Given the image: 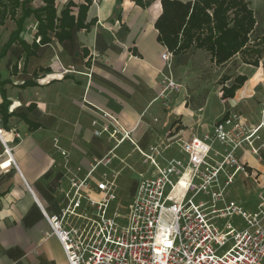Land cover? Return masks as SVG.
Segmentation results:
<instances>
[{"label":"crops","instance_id":"1","mask_svg":"<svg viewBox=\"0 0 264 264\" xmlns=\"http://www.w3.org/2000/svg\"><path fill=\"white\" fill-rule=\"evenodd\" d=\"M48 1L31 0L25 9L41 11ZM10 2L0 0V117L14 165L1 166L7 157L0 143V264H67L43 213L58 215L66 204L69 179L83 177L96 161L109 160L97 168L96 179L104 172L119 177L131 169L126 160L138 154L136 147L148 152L163 144L161 150H167L177 139L210 133L229 113L245 115L242 120L254 132L264 125V55L256 66L244 64L242 87L233 98L215 96L217 104L209 113L210 96L194 111L180 85L161 96L162 78L173 79L172 65L168 69L161 59L166 47L155 26L162 0H147L143 6L134 0H54V28L47 30L45 43L40 42L38 20L30 15L18 38L7 45L21 13L18 8L12 17ZM8 21L13 27L3 40ZM114 121L136 147L127 140L115 147L108 135L99 134L104 126L114 128ZM262 130L264 126L255 132L252 145L258 135L264 139ZM125 143L130 152L122 147ZM252 147L257 155L245 147L236 153L255 174L240 181L255 183L258 204L264 199V142ZM237 188L252 194L249 187Z\"/></svg>","mask_w":264,"mask_h":264},{"label":"built area","instance_id":"2","mask_svg":"<svg viewBox=\"0 0 264 264\" xmlns=\"http://www.w3.org/2000/svg\"><path fill=\"white\" fill-rule=\"evenodd\" d=\"M29 29L36 32L35 25ZM161 59L171 68L172 54L167 49ZM160 87L163 96L179 85L171 76H164ZM114 123V128L104 126L99 134L108 135L115 147L125 140L136 147L128 132ZM255 132L246 130L239 114L229 113L214 123L210 133L177 139L186 158L172 160L166 167L157 162L163 144L148 152L136 147L142 163L153 171L150 176L139 175L125 216L116 210L110 212L116 200L118 175L104 172L96 179L93 174L97 168L106 166L109 160L96 161L83 177L74 174L69 179L66 204L58 215L43 213L49 235L59 242L67 264H261L264 199L260 197L255 212L249 215L240 204L227 202L224 194L225 188L241 177H255L236 153L245 147L257 155L252 147ZM4 135L0 117V143L7 157L1 166L8 169L14 163L12 148ZM221 175L225 178L223 185ZM200 194L209 200L195 204L193 200ZM219 203L222 208H217ZM233 216L245 222L244 229L237 230L229 222L220 229L215 223ZM122 218L125 224L120 226ZM228 243L230 247L219 255L218 251Z\"/></svg>","mask_w":264,"mask_h":264},{"label":"trees","instance_id":"3","mask_svg":"<svg viewBox=\"0 0 264 264\" xmlns=\"http://www.w3.org/2000/svg\"><path fill=\"white\" fill-rule=\"evenodd\" d=\"M31 0H11L8 11L11 16L16 15V9L20 8L21 13L16 19V30L11 33L10 45L18 38V34L23 26L24 20L33 15L39 22V34L41 43L47 41L46 32L53 29V9L54 0H49L43 10L25 9V5ZM138 5H148L147 0H134ZM162 14L156 21V29L159 33L160 42L172 54V64L184 65L187 62L186 54L191 50L206 51L216 66H224L236 55H242L244 59L248 57L247 44L249 37L254 35L259 23L255 12L249 8L244 0H190L180 2L178 0H162ZM7 10V9H6ZM5 11L1 15L4 19ZM63 21H60L61 26ZM263 34V33H262ZM56 35V34H55ZM262 36V35H261ZM61 40V36L57 35ZM263 40V39H262ZM258 59L245 64H258L262 53L255 50ZM229 79H224V84ZM246 77L238 75L233 79L230 86H221V96L223 99L233 98L235 92L242 87ZM202 100L193 105V109H200L205 103V96ZM189 107L191 105L187 104Z\"/></svg>","mask_w":264,"mask_h":264},{"label":"rangeland","instance_id":"4","mask_svg":"<svg viewBox=\"0 0 264 264\" xmlns=\"http://www.w3.org/2000/svg\"><path fill=\"white\" fill-rule=\"evenodd\" d=\"M248 3L249 8L255 12L256 19L259 23L258 29L254 35L249 37V42L247 44L248 50H252V52L248 53V57L244 59L242 55H236L235 58L231 59L224 66H216L214 62L211 60L210 55L204 50H191L187 52L186 59L187 62L184 65H178L175 63V58L172 64V76L175 82L180 85L187 95L186 102L191 105L190 109L196 111L197 109H193V105L198 104L203 97V94H206V100L209 97L208 103V111L212 110V107L217 104L215 96L219 97L220 100L223 99L222 96H218L217 91L221 89L222 85L230 86L233 83V79L238 75H243V69L245 68L246 61L252 62L256 59V54L254 51L257 50L264 55V0H244ZM6 31L3 36V40L6 39L10 29L13 27V23L10 21L5 23ZM263 33V34H262ZM262 35V36H261ZM263 39V40H262ZM254 66V65H252ZM228 78L229 80L225 82L224 79ZM204 103V105H205ZM203 105V107H204ZM202 107V108H203ZM264 110V108H263ZM234 113V112H232ZM241 116L242 114L238 112ZM245 117V115H242ZM256 118L259 120L260 115L257 113ZM210 120V119H209ZM244 122V121H243ZM262 122V121H261ZM263 123H260L261 126ZM246 130H253L250 127L249 122H245ZM264 126V125H263ZM262 126V127H263ZM258 130V129H256ZM205 130H202L204 132ZM262 130L260 135L263 134ZM258 135V134H257ZM259 137V138H258ZM264 139L261 136H257V140L253 143V145H258L263 143ZM127 152H130L131 146L128 144H123L122 146ZM258 151V150H257ZM259 152V151H258ZM262 154V152H260ZM186 156L180 153L177 145L170 146L167 150H163L161 156L157 157V162L161 167H166L168 162L175 159H185ZM127 164L131 167V169H125L122 171L117 178L118 189L116 193V200L110 207V212L116 210L121 216H125L131 205L132 191L134 184L137 180L135 178L134 173H144L146 176H150L153 168L148 164L142 163L141 158L138 154L134 153L131 155V159L126 160ZM138 174V175H139ZM137 177V176H136ZM175 176L171 177L174 181ZM225 178L223 175L220 177L221 185L224 184ZM239 182V183H238ZM237 183L235 182L233 185L225 188L224 194L226 201L233 200L234 202L241 205L242 209L246 211L249 215L255 212L257 206V196L254 195L255 183L251 181V183L241 184L239 180ZM198 184V181H195ZM240 186V189L246 190L248 187L252 194H246L245 192H240L237 188ZM168 190V189H167ZM167 192V191H166ZM190 196V195H189ZM209 200V197L203 194L197 196L193 202L197 204L200 201ZM223 204H217V208H222ZM227 222L231 223L233 227L237 230H242L245 228V222L239 216H233L232 218L225 219H217L215 221L216 225L221 229L224 224ZM119 225L122 226L125 224V219L122 218L118 221ZM264 226V222H263ZM230 247L229 243L221 248L218 251V254L221 255ZM264 264V258L261 262Z\"/></svg>","mask_w":264,"mask_h":264},{"label":"bare ground","instance_id":"5","mask_svg":"<svg viewBox=\"0 0 264 264\" xmlns=\"http://www.w3.org/2000/svg\"><path fill=\"white\" fill-rule=\"evenodd\" d=\"M262 126H263V125H261V126L259 127V129L262 128ZM259 129H258V130H259Z\"/></svg>","mask_w":264,"mask_h":264}]
</instances>
